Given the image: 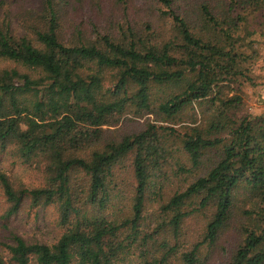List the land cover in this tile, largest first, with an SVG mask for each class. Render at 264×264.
Wrapping results in <instances>:
<instances>
[{
    "label": "trees",
    "instance_id": "16d2710c",
    "mask_svg": "<svg viewBox=\"0 0 264 264\" xmlns=\"http://www.w3.org/2000/svg\"><path fill=\"white\" fill-rule=\"evenodd\" d=\"M22 1L0 0V58L26 70L0 69V148L39 156L46 179L14 189L0 172L6 215L26 198L56 203L65 230L52 244L14 236L0 264H207L237 221L236 241L216 255L264 264V112L240 113L242 88L257 84L253 36L264 37V15L253 14L264 0ZM252 18L258 28L247 26ZM149 113L141 130L100 142L104 126ZM126 156L130 213L111 219L100 211L119 195L114 169ZM168 168L188 177L163 200ZM158 198V213H148ZM197 218L203 230L186 248Z\"/></svg>",
    "mask_w": 264,
    "mask_h": 264
},
{
    "label": "rangeland",
    "instance_id": "374dc122",
    "mask_svg": "<svg viewBox=\"0 0 264 264\" xmlns=\"http://www.w3.org/2000/svg\"><path fill=\"white\" fill-rule=\"evenodd\" d=\"M30 5H35L36 0H24ZM133 2L140 3L141 0H133ZM23 4V1L21 0ZM90 13L86 10L80 11L78 16L87 20ZM253 15L259 16L264 15V9L261 12H256ZM77 16V15H76ZM76 19V17H75ZM251 22L247 26H253L251 28H258L259 25L255 22L256 19L252 18ZM11 24L13 29L17 34H24V30L21 27L19 20L11 15ZM257 42L254 46L259 50V62L255 68V73L257 79V84L254 87L245 85L242 88L241 95L244 100L243 109L240 113L247 112L251 115H258L264 112V104L262 102V94L264 93V42L262 36L254 35ZM16 67L20 71H26L21 65L14 64L10 60L0 58V69ZM258 74V75H257ZM195 106V105H194ZM190 109L186 110L189 112ZM185 116V115H184ZM183 117V116H182ZM153 121L155 119L154 114H146L142 117H136L132 115H125L121 117L118 124L115 126H104L106 130L105 134L102 136L100 142H103L107 137L115 136L119 139L124 133H131L134 131H139L143 128L146 119ZM182 120H187L185 117ZM175 127L180 128V124H175ZM108 128V129H107ZM101 144V143H100ZM98 143V145H100ZM39 156H34L28 160L21 156L13 144H8L5 148H0V172L3 173L12 187L14 189H19L21 187L34 188L42 186L45 182L46 176L44 171V163L40 160ZM205 161V160H204ZM173 163L184 164L189 167V162L187 158L181 153L173 154ZM206 168H198L196 173H203ZM130 156L124 157L123 160L115 166L114 173L117 177L116 182H118L117 189H120L119 195H115L114 201L112 203H107L105 207L100 211L101 215H105L111 219L120 220L130 213L131 207V197L133 194V178L130 173ZM167 176L163 181V190L161 195L163 200L170 196L175 190L184 187V177H188L185 174L179 176L173 174L170 168L167 169ZM77 182H82L79 178H76ZM161 199L158 201H151L148 205V213L157 212V208ZM9 202L7 201L2 182L0 180V255H2L6 260H8L10 254L8 253L5 244L12 243L14 236H19L27 242H41L46 244L54 243L58 237L64 232L65 228L59 223V210L57 204L49 205H38L33 206L28 198H26L20 205L18 211L10 216L6 215V211L9 208ZM83 208L91 211L97 212V207L91 204L83 205ZM153 219V214L151 215ZM201 218V217H199ZM190 219L186 224V235L184 240L185 247L191 246V243L199 239L200 232L203 230L202 220ZM238 221L232 223L230 228L226 229L220 238L219 244L215 248L206 250L208 255H215V260L208 258L207 264H225L226 256L223 254L221 256L216 255V249L220 251L222 247L229 248L234 241H236V230L238 226ZM183 247H181L182 249ZM204 248V247H202ZM210 252V253H209ZM225 254V253H224ZM173 264H181L177 259H173ZM125 264H140L138 258H131L125 262Z\"/></svg>",
    "mask_w": 264,
    "mask_h": 264
}]
</instances>
